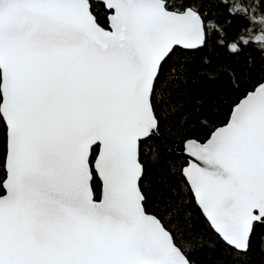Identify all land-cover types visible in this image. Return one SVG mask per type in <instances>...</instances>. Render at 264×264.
Here are the masks:
<instances>
[{
	"label": "snow or ice",
	"instance_id": "obj_1",
	"mask_svg": "<svg viewBox=\"0 0 264 264\" xmlns=\"http://www.w3.org/2000/svg\"><path fill=\"white\" fill-rule=\"evenodd\" d=\"M249 49L264 53V0H0V264H192L147 210L142 145L193 118L174 87L223 74L240 96L205 139L183 136L181 174L247 256L264 233V77L229 61Z\"/></svg>",
	"mask_w": 264,
	"mask_h": 264
},
{
	"label": "trees",
	"instance_id": "obj_2",
	"mask_svg": "<svg viewBox=\"0 0 264 264\" xmlns=\"http://www.w3.org/2000/svg\"><path fill=\"white\" fill-rule=\"evenodd\" d=\"M97 13L101 23L107 27L105 11L97 8ZM229 62L237 70L250 71L253 80L264 77V53L258 50H245ZM172 91L185 110L193 113V118L187 126L162 125L158 133L161 139L153 137L142 145L146 169L143 191L148 212L165 223L171 222V230L188 244L192 264H264V248L261 247L264 233H257L247 256L237 257L212 231L181 175V168L186 164L181 155L183 136L203 140L214 127L222 126L240 91L234 87L230 74H223L214 81H189L186 85H177ZM3 156L4 140L0 131V165ZM94 188L99 197L98 180L94 182Z\"/></svg>",
	"mask_w": 264,
	"mask_h": 264
},
{
	"label": "water",
	"instance_id": "obj_3",
	"mask_svg": "<svg viewBox=\"0 0 264 264\" xmlns=\"http://www.w3.org/2000/svg\"><path fill=\"white\" fill-rule=\"evenodd\" d=\"M94 1H95V2H98V3L100 2V0H94ZM155 137L159 138L158 135L155 136ZM159 139H161V138H159ZM171 152H172V151H170V153H171ZM181 155H182V157H184V159H185V161H186V164L181 168V170H182L184 167H187V166H188V164H189V162H191L192 158L189 157V156L186 154V152L184 151L183 146H182ZM181 175H182V174H181ZM182 177H183V179L185 180V182H186V184H187V186H188V188H189V190H190V192H191V194H192V196H193V199H194V202H195L197 208H198L199 211L201 212V214H202V216L204 217V219L206 220V222L209 224V222L207 221L206 217L203 215L202 210L199 208L198 203H197L196 200H195L194 194L192 193V191H191V189H190V185L188 184L186 178H185L183 175H182ZM97 180H98V179H97ZM98 182H99V194H100V191H101V188H100V181L98 180ZM98 198H99V197H98ZM209 226H210V225H209ZM210 228H211V227H210ZM212 231H213V230H212ZM213 232H214V231H213Z\"/></svg>",
	"mask_w": 264,
	"mask_h": 264
}]
</instances>
